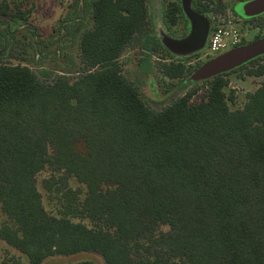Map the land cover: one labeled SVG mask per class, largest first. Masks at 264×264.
<instances>
[{"label": "trees", "instance_id": "16d2710c", "mask_svg": "<svg viewBox=\"0 0 264 264\" xmlns=\"http://www.w3.org/2000/svg\"><path fill=\"white\" fill-rule=\"evenodd\" d=\"M92 6L76 76L47 82L27 65L0 64V238L27 264L79 253L105 264H264V81L240 108L230 107L221 73L203 101L191 104L188 91L156 111L119 63L140 36L145 48L172 55L150 30L147 0ZM165 7L167 29L180 23L185 34L180 1ZM10 9L0 0L1 23L16 17ZM256 62L247 72L262 75L264 63H248ZM138 65L150 69L148 59ZM160 67L169 78L187 72L183 59ZM46 168L61 174L58 191L91 227L45 209L37 176ZM69 177L85 185L82 197Z\"/></svg>", "mask_w": 264, "mask_h": 264}, {"label": "rangeland", "instance_id": "374dc122", "mask_svg": "<svg viewBox=\"0 0 264 264\" xmlns=\"http://www.w3.org/2000/svg\"><path fill=\"white\" fill-rule=\"evenodd\" d=\"M11 14L16 17L9 23L0 22V64H21L29 66L42 81L51 82L59 74L65 73L74 77L82 69L80 56V35L83 31L95 26L93 18V0H8ZM209 5L205 15L210 21V34L213 25L222 24L224 27L235 28L240 35L238 45L249 43L264 35V12L248 14L246 8L250 0H197ZM243 1L242 5H237ZM150 30L158 38L162 33L183 37L180 23L172 31L165 26V0H147ZM194 7V5H193ZM222 9L217 11L216 8ZM18 11H21L18 13ZM24 13V14H21ZM182 21V20H181ZM209 39V37H208ZM61 40H63L61 42ZM144 37L135 38L124 50L119 63L125 78L139 90L144 101L158 111L171 104L178 97L192 91L191 104L203 101L208 93L210 81L214 76H199L197 70L214 56L209 53L208 40L205 48L191 54L165 55L162 51H152L145 48ZM264 63V54L257 57ZM253 58V59H255ZM148 59L150 69L142 70L138 61ZM183 59L187 72L181 78H169L162 73L161 63ZM252 60V59H251ZM250 61V60H249ZM248 61V62H249ZM244 63L226 72L228 79L226 91H233L234 99L230 102L232 109L240 108L247 100V94L253 92L264 81L262 75L250 74L249 67L256 63ZM242 64V65H244ZM148 67V66H147ZM256 67V66H255ZM55 177V178H54ZM61 174H53L50 168L44 169L37 176V185L45 209L56 216H67L75 222H81L88 227L92 221L85 215L76 213L74 204L64 197L63 183L58 181ZM54 178V179H53ZM55 180V181H54ZM53 182L52 188L47 182ZM69 187L79 190L82 197L85 185L74 177H69ZM7 222L0 208V223ZM105 264L104 259L95 253H79L76 255L56 254L45 259L42 264ZM26 255L18 251L0 238V264H27Z\"/></svg>", "mask_w": 264, "mask_h": 264}, {"label": "water", "instance_id": "95a60500", "mask_svg": "<svg viewBox=\"0 0 264 264\" xmlns=\"http://www.w3.org/2000/svg\"><path fill=\"white\" fill-rule=\"evenodd\" d=\"M182 8L189 20L190 29L181 38L162 33V43L175 54L185 55L205 48L211 26L208 17L193 7L192 0H182ZM246 8L248 14L264 12V0H250ZM264 54V35L239 47L231 48L214 56L196 72L199 76H216Z\"/></svg>", "mask_w": 264, "mask_h": 264}, {"label": "built area", "instance_id": "2783aa9c", "mask_svg": "<svg viewBox=\"0 0 264 264\" xmlns=\"http://www.w3.org/2000/svg\"><path fill=\"white\" fill-rule=\"evenodd\" d=\"M209 34V53L218 55L230 48L236 47L240 42L239 32L235 28L224 27L222 24H214Z\"/></svg>", "mask_w": 264, "mask_h": 264}, {"label": "flooded vegetation", "instance_id": "af4514ba", "mask_svg": "<svg viewBox=\"0 0 264 264\" xmlns=\"http://www.w3.org/2000/svg\"><path fill=\"white\" fill-rule=\"evenodd\" d=\"M180 1V3H181V6H182V0H179ZM195 0H192V2H194ZM197 1V0H196ZM198 2V1H197ZM244 2L243 1H241V2H238L237 3V5H242ZM187 17V16H186ZM188 19V18H187ZM13 20V18H10V21L9 22H11ZM189 21V20H188ZM172 37H175V38H181V37H176V36H173V35H171ZM184 37V36H183ZM63 40H61V42H62ZM242 45H244V44H242ZM242 45H237L236 47H239V46H242ZM234 48V47H233ZM231 49V48H230ZM229 50V49H228Z\"/></svg>", "mask_w": 264, "mask_h": 264}]
</instances>
